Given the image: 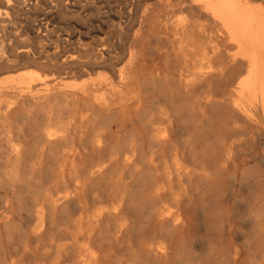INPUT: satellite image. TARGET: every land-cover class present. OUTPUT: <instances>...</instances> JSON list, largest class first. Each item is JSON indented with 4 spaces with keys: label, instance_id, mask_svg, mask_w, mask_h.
Masks as SVG:
<instances>
[{
    "label": "rangeland",
    "instance_id": "rangeland-1",
    "mask_svg": "<svg viewBox=\"0 0 264 264\" xmlns=\"http://www.w3.org/2000/svg\"><path fill=\"white\" fill-rule=\"evenodd\" d=\"M162 1L0 0V264H94L79 256L67 229L94 214L120 170H126L121 161L110 163V154L133 139L140 157L130 170L151 180L161 175L168 147L181 145V120L158 94L171 89V83L160 82L153 90L143 86L152 64L156 22L167 11ZM171 1L176 6L179 0ZM248 1L264 7V0ZM146 6L150 12L136 38ZM227 43L224 38L225 51L234 53L236 48ZM134 49L139 63L133 77L124 78L123 67ZM32 71L45 84L33 81L25 90L17 78ZM205 96L197 87L185 101L192 104ZM203 107L213 119L211 105ZM229 109L222 108L213 120L226 121ZM162 111L173 116L176 128L171 142L159 147L160 166L155 168L147 164L152 134L147 123ZM232 113L240 128L233 136L234 157L227 165L211 163V177L186 181L184 207L193 224L184 237L171 242L169 257L144 249L143 241L161 231L141 213L134 217L133 229L118 238L95 237L94 246L104 248L99 264H264V106L248 100L243 113ZM51 128L58 133L46 135ZM101 130L105 137L97 147L95 136ZM97 163L102 169L93 175ZM144 183L130 186L139 203L150 186ZM66 186L76 194L53 209L49 194ZM38 201L46 209L40 234L34 207ZM168 227L179 233L172 222Z\"/></svg>",
    "mask_w": 264,
    "mask_h": 264
},
{
    "label": "bare ground",
    "instance_id": "bare-ground-1",
    "mask_svg": "<svg viewBox=\"0 0 264 264\" xmlns=\"http://www.w3.org/2000/svg\"><path fill=\"white\" fill-rule=\"evenodd\" d=\"M162 4L167 7V11H163L160 20L156 22L157 36L150 50L152 64L143 86L147 90H153L160 82L171 83V89H160L158 94L181 120L178 131L184 138L181 145L168 147V155H163L166 160L161 175L151 180L148 176H137L138 172L134 171L139 155L133 139L124 148L110 154L109 162L121 161L126 170H120L107 197L99 201L98 210L82 217L73 228L67 229L72 235V243L78 248L79 256L88 257L94 264L101 263L104 253L101 244L94 246L95 237H99V240H104L107 236L118 238L123 231L133 229L134 217L141 213L148 217L150 226L160 228L161 231L160 236L143 241L144 249L155 257H169L171 242L184 237L193 224L192 213L184 207L188 189L186 181L207 176L211 163L220 161L221 165H227L231 161L237 144L233 136L240 130L232 111L243 113L248 100L264 106V7L248 0H179L176 6H173L171 0H166ZM149 12V7L144 13L142 10L136 38L142 35L143 19ZM203 21L206 23H202ZM218 24L219 27L216 26ZM224 38L228 39V47L236 48L234 53L225 51ZM161 40L169 44L168 47ZM139 56L136 49L130 52L127 64L123 67L124 78L133 77ZM33 81L45 84V80L33 71L17 78V84L25 90ZM197 87H202L206 96L202 101L198 99L192 104L189 101L186 103V96ZM231 95L236 97L233 103ZM207 104L215 112L213 119L218 117L222 108L229 107V111L225 110L226 121L219 123L217 120L216 123L211 117L208 118L203 107ZM172 117L170 113L162 111L157 118H151L147 123L152 131L148 142L147 163L151 167L160 166L156 162L158 149L171 142L176 128ZM222 129L226 133H222ZM160 130L165 131L166 135H161ZM57 133V129L51 128L47 129L46 135L54 136ZM104 137V131L96 133L97 147H100ZM133 166L135 168L130 170ZM101 169L102 166L97 163L92 166L91 173L97 175ZM127 177L129 181H126ZM141 180L150 183V186L144 190V200L139 203V196L130 186ZM75 194L76 189L70 186L63 190L55 189L49 194V205L54 209L59 201ZM34 207L37 213L36 232L40 234L46 227L45 203L38 201ZM171 222L179 230L176 235L168 227Z\"/></svg>",
    "mask_w": 264,
    "mask_h": 264
}]
</instances>
